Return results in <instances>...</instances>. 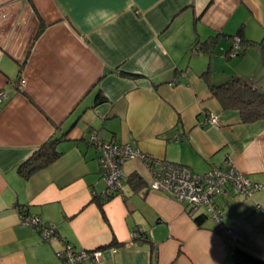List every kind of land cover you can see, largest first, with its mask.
Returning a JSON list of instances; mask_svg holds the SVG:
<instances>
[{
  "label": "crops",
  "instance_id": "crops-1",
  "mask_svg": "<svg viewBox=\"0 0 264 264\" xmlns=\"http://www.w3.org/2000/svg\"><path fill=\"white\" fill-rule=\"evenodd\" d=\"M236 35L264 37V0H0V264H71L56 255L67 244L100 252L87 264H234L217 221L198 226L170 195L127 184L107 199L93 131L197 173L231 159L261 188L230 187L221 221L264 260V119L243 123L211 91L260 85V53L229 54ZM52 138L61 156L21 173ZM125 171L150 180L140 161ZM22 210L56 224L58 239L22 225Z\"/></svg>",
  "mask_w": 264,
  "mask_h": 264
},
{
  "label": "built area",
  "instance_id": "built-area-1",
  "mask_svg": "<svg viewBox=\"0 0 264 264\" xmlns=\"http://www.w3.org/2000/svg\"><path fill=\"white\" fill-rule=\"evenodd\" d=\"M242 49V38L239 35L234 36V44L229 54L237 56ZM25 83L26 80L21 79L20 85L24 86ZM7 98L8 94L0 91V103ZM206 123L220 127L218 115L215 113L208 115ZM179 138L180 134L177 133L175 139ZM88 142L97 151L101 175L106 183L103 195L107 199L123 195L130 177L125 171V165L130 161H140L148 172L150 190L170 195L183 203L191 215L203 213L212 217L226 232L229 243L236 246L244 244V240L234 227L222 224V213L217 200L227 195L230 187L239 194L250 197L261 188V185L252 182L231 159H226L221 165H214L205 173H197L186 164L157 158L130 142L107 141L97 131L90 133ZM260 209L264 212V207ZM20 223L32 228L45 242L59 237L56 224L44 221L40 216L26 210L20 213ZM134 235L137 237V234ZM56 255L71 264H87L98 259L100 252L77 250L73 245L67 244L64 249L57 251Z\"/></svg>",
  "mask_w": 264,
  "mask_h": 264
},
{
  "label": "trees",
  "instance_id": "trees-1",
  "mask_svg": "<svg viewBox=\"0 0 264 264\" xmlns=\"http://www.w3.org/2000/svg\"><path fill=\"white\" fill-rule=\"evenodd\" d=\"M240 33V32H239ZM241 37V36H240ZM213 40L209 39L203 43L211 44ZM243 49L239 55L246 51L256 49L261 56V64L263 74L259 79V86L247 83L240 78H233L222 84H211V91L221 103L223 109L238 110L243 123H251L256 120L264 119V37L260 41L243 40ZM194 49L196 46L193 47ZM209 71L204 72V76L208 77ZM99 99L97 102H103ZM61 138H52L40 147L31 158L19 165V171L25 176L51 164L61 156V152L57 149V144ZM129 186L134 192L144 188H149L148 182L138 173H133L129 177ZM100 206L103 209L102 203ZM194 221L198 226L202 227L208 219L207 215L201 213L193 215ZM139 239L136 237V240ZM232 258L234 264H264V260L252 254L242 246H236L231 243Z\"/></svg>",
  "mask_w": 264,
  "mask_h": 264
},
{
  "label": "rangeland",
  "instance_id": "rangeland-1",
  "mask_svg": "<svg viewBox=\"0 0 264 264\" xmlns=\"http://www.w3.org/2000/svg\"><path fill=\"white\" fill-rule=\"evenodd\" d=\"M201 211H203V210H201ZM201 211H200V212H201Z\"/></svg>",
  "mask_w": 264,
  "mask_h": 264
}]
</instances>
